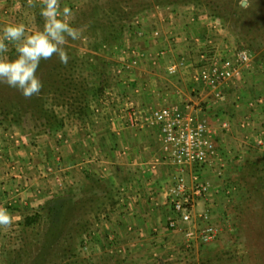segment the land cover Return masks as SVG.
Listing matches in <instances>:
<instances>
[{"label": "rangeland", "instance_id": "1", "mask_svg": "<svg viewBox=\"0 0 264 264\" xmlns=\"http://www.w3.org/2000/svg\"><path fill=\"white\" fill-rule=\"evenodd\" d=\"M125 1L130 0H60L61 9L68 6L73 10L72 22L74 26H83V36L77 41H70L66 46L70 64L62 65L55 56L54 62L42 67V71L38 70V75L44 83L39 95L25 98L16 89L0 84V142L14 140L15 145L22 151L34 149L44 151L45 155L53 152L58 155L62 140L61 131L69 127L74 130L95 129L98 131L97 137L98 133L100 136L107 131L106 136L98 138L97 142L102 150L108 152L112 147L110 142L114 139L109 140L107 135L108 126L113 125V121L108 118L109 114L114 115L115 112L128 115V112L134 109L143 121H147L151 110L163 106H155L151 102L154 99L155 86L171 85L172 79L176 78V74H170L168 71V66L176 61L173 52L163 53L170 50L171 44L168 42L170 29L163 18L180 6L182 9L184 6H199L194 17L201 21L199 27L191 26L194 35L209 26L213 34L223 35L229 40L228 45L232 52L230 56L235 60L245 55L249 60L256 61L259 66L264 63V22L250 30L249 34L241 29L240 23L235 22L231 15L232 7L229 8L230 4L234 5L235 2L248 7L238 22L252 24L254 18L258 20L264 16V10L261 11L264 5L257 6L259 3L264 4V0H221L228 4L229 9L225 11L215 8L211 2L171 5L165 1L131 0L135 6L122 19L119 16L123 13H118L120 10L112 13L111 9H107L108 4L115 5ZM42 7V0H0V29L8 24L19 23L24 24L28 32L42 29ZM114 29L118 36L113 35ZM179 29L180 26L177 30ZM254 30H257L256 34ZM184 31L181 29L179 35ZM253 38L257 40L256 43L252 42ZM258 41L261 42L260 45L257 44ZM10 47V54L14 56V46ZM262 53L263 56L260 57ZM43 64L44 60L40 65ZM250 65L252 66V62L246 64V69L252 73ZM243 69L241 67L240 71ZM240 78L243 79V74L236 75L229 82H238ZM258 79L264 85V78ZM261 89L264 92V88ZM189 92L192 93V90ZM144 93L147 97L142 98ZM206 94L216 97L213 93H208V89L203 92V96ZM194 95L196 94L192 96ZM143 99L148 103L138 101ZM236 113L246 116L248 108L240 105L239 111H234L233 115ZM114 121L118 122L114 123L115 128L124 126L121 121ZM139 124L143 126L144 122ZM81 133L86 135L85 131ZM235 133L236 140L232 142L237 146L233 143L229 169L222 171L221 175H216L222 184L220 183V193H215L210 207L209 219L220 229L219 237L208 243L196 240L195 246L184 248L181 264H264V140H254L253 136L249 137V132L243 133L239 130ZM247 140L249 142H246ZM88 148L89 146H86V149ZM41 158L40 155L34 158L39 166L46 164ZM115 170H106L102 191L98 189L94 175L91 176L95 181L93 183L85 178L82 168L74 170V187L70 190L77 198L87 195L86 197L89 196L92 200L97 193L98 199L92 201L89 209L81 210L77 219L68 226L69 230L71 227L81 229L84 224L82 228L87 229L81 236L83 240L77 245L72 244V251L67 252L70 254V260L59 251L60 247H57L53 251L55 256L48 257V264H79L74 259L76 257L84 258L87 264H141V261L144 264L155 263L154 260L153 262L143 259L142 251H138L137 256L130 255L124 248V232L109 234L113 226L108 225L107 221L110 219V212L117 209L116 197L127 178L125 170ZM56 177L57 175H54L53 178L56 180ZM67 194L66 188L58 189L49 199ZM43 204L45 200L39 203V206L27 207L29 209H25L21 214L19 227L1 231L3 236L0 235V264H8L9 252L15 247H25L26 242H31L33 249L29 251L30 254L27 250L21 251V264H27L29 255L37 253L34 246L42 240L48 225L47 217L44 215V221L27 227L25 216L42 211ZM58 245L60 246L59 243Z\"/></svg>", "mask_w": 264, "mask_h": 264}, {"label": "crops", "instance_id": "2", "mask_svg": "<svg viewBox=\"0 0 264 264\" xmlns=\"http://www.w3.org/2000/svg\"><path fill=\"white\" fill-rule=\"evenodd\" d=\"M198 8V5L184 6L183 9L180 6L175 12L172 11L163 18L164 23L166 22L165 24L169 26L167 28L170 29L168 42L171 43L170 50H165L163 53L173 52L176 61H181L182 64L179 66L176 78L172 79L171 85L155 86L154 99L150 101L155 106L156 104L167 107L176 106L204 117L216 144L221 153L223 152L220 160L214 166L207 167L205 171L204 178L209 182L210 189L207 197L198 202L196 207L197 214L207 211L210 218L211 203L215 193H220L222 184L221 179L216 175H221L222 171L229 169L228 163L233 153L232 149L234 144L237 146L232 142L236 140L235 131L249 132L251 133L248 134L249 137L253 136V139L259 142L264 140V92L261 89L264 85L258 79L264 78V67H262L264 63L259 66L256 61L249 60L248 56L241 55L245 60L239 67L244 69L242 71L239 69L238 73L243 74V79L240 78L238 82L228 81L220 90L221 96L209 97L208 94L203 96L207 88L193 79L194 68L192 67L193 62L199 57L201 48L214 46L224 56H230L232 52L229 49V40L223 35L213 34L209 26L198 31L197 35L192 33L191 26L199 27V21H201L194 17ZM178 26H180L179 30H177ZM181 29L185 31L179 35ZM205 40L210 43L202 47ZM262 56L261 54L260 57ZM249 62H252V66L250 65L252 73L246 69L248 68L246 64ZM190 90L192 93L189 92ZM208 93H210L209 89ZM193 94L196 95L192 96ZM145 97L147 95L144 93L142 98ZM138 101L147 102L144 99ZM129 102H131L130 99ZM240 105L248 108V115L237 113L233 115L234 111H239ZM229 110L231 112L227 113ZM133 112H135L134 109L128 114L131 115ZM129 115L126 113L119 115L115 112L114 115L109 114L108 118L113 121V125L108 126L107 135L109 140L114 139L110 142L112 147L108 152L102 150L97 142V139L105 135L107 131L100 136L98 133L97 137L98 131L95 129L74 130L69 127L61 131L62 140L58 155H56L57 152L45 155L44 151L34 149L25 152L15 145L14 140L1 141L0 207L8 209L13 222L8 226H0V235L6 228L19 227L21 214L25 209H29L27 207L39 206V203L53 197L58 189L66 188L69 191L73 188L75 169L82 168L88 181L94 183L95 179L100 191L104 190L106 170L111 172L116 171L115 169H123L127 173V178L123 181L122 190L119 189L121 192L116 197L117 209L115 212H110V219L107 221L108 225L113 226L109 234L114 232L116 235L117 232L120 234L124 232L126 238L124 248L132 256H137V252L142 251L141 254L144 255L145 260H154L158 264H181L180 259L183 257L181 253L184 254V248H189L185 245L186 235L184 230L171 229L167 224V218L171 214L169 190L177 169L164 158L158 128L150 124L151 113L147 116L149 118L147 121L141 119L144 122L143 126L139 123L133 124ZM114 120L121 121L124 126L115 128L114 123L118 122ZM81 131H85L86 135ZM86 146L89 148L86 149ZM38 155L46 162V166L37 164L34 158ZM86 174L89 176L87 177ZM54 175L60 176L64 181L58 183L53 178ZM185 175L189 182L190 173L187 171ZM195 222L199 227L205 224L204 219L198 215ZM181 225L183 228L191 226L187 223H181ZM197 241H194L191 247L195 246ZM141 262L144 264L143 261Z\"/></svg>", "mask_w": 264, "mask_h": 264}, {"label": "built area", "instance_id": "3", "mask_svg": "<svg viewBox=\"0 0 264 264\" xmlns=\"http://www.w3.org/2000/svg\"><path fill=\"white\" fill-rule=\"evenodd\" d=\"M208 43L210 42L205 40L202 47L208 46ZM201 49L199 57L193 62L197 67L192 64L193 79L201 82L215 96H221L222 87L239 75L238 69L244 61L243 57L235 60L231 56H224L214 46ZM180 64L181 61L171 63L168 66L169 73L175 75ZM129 116L133 124L142 123L138 111ZM150 124L158 128L165 160L177 169L169 190L171 214L167 218L168 227L184 230L187 247H191L196 240L202 243L216 240L220 229L209 221L207 211L199 214L196 211L198 202L207 197L210 189L209 182L204 178L205 171L207 167L214 166L222 154L206 119L176 106H163L151 110ZM187 171L190 173L189 182L185 175ZM56 180L59 183L63 181L59 176ZM197 215L205 221L201 227L196 225ZM181 223L191 226L183 228Z\"/></svg>", "mask_w": 264, "mask_h": 264}, {"label": "clouds", "instance_id": "4", "mask_svg": "<svg viewBox=\"0 0 264 264\" xmlns=\"http://www.w3.org/2000/svg\"><path fill=\"white\" fill-rule=\"evenodd\" d=\"M40 15L44 18L43 28L28 32L24 24H8L0 29V84L16 89L25 98L39 95L44 87L38 69L42 60L53 56L67 64L70 41L82 38L83 26H74L73 10L60 0H42ZM14 46L15 55H11ZM13 222L7 208L0 207V226Z\"/></svg>", "mask_w": 264, "mask_h": 264}, {"label": "trees", "instance_id": "5", "mask_svg": "<svg viewBox=\"0 0 264 264\" xmlns=\"http://www.w3.org/2000/svg\"><path fill=\"white\" fill-rule=\"evenodd\" d=\"M164 2L171 4V5H188L190 3H203V2H211L215 5V8H219V10H228L229 8L232 7V17L235 19V22H237L238 24L240 23V27L243 31H247V33L250 34V30L256 28V26H260L261 22H264V16L263 17H259L258 20L260 19V21H258L257 19H253L256 21H252V24H250L248 21V23L242 21H239V19H241L242 14L246 11V9L248 7H243L239 2H235V4H230L229 8L228 4H225L223 1L221 0H156V2ZM231 1V0H230ZM237 1V0H236ZM229 2V1H228ZM116 3V2H115ZM225 4V5H224ZM264 4H260L257 5L258 7H262ZM135 6L134 3H132V1H125V2H117L115 5L108 4V8L107 9H111V12L113 13L116 11H121L118 12L119 14H122V16H119L120 19H122V17L128 15L131 11V9ZM264 8L261 10L263 11ZM219 11V12H221ZM223 11V12H224ZM221 12V13H223ZM263 18V19H261ZM262 20V21H261ZM125 21V20H124ZM95 24L97 23V21H94ZM112 22V21H111ZM115 30V29H114ZM113 30V31H114ZM257 33V30H254V34ZM111 35V34H110ZM113 35L118 36L119 34L116 33V30L114 31ZM255 38H257L256 36H254ZM255 38L252 39V42L256 43L257 40H255ZM257 44H261L260 41L257 42ZM254 45V44H253ZM263 55V53H262ZM54 57L48 59V60H44V64L39 67V72L42 71V67H45L49 62L52 63L54 62ZM70 57V55H69ZM67 64H70L69 62H67ZM67 64H62V65H67ZM65 67V66H63ZM49 118V117H48ZM48 121H50V119H47ZM94 189V187H93ZM95 193V192H94ZM87 195L83 196L82 198L78 197L77 195H75L74 192H72L71 190L68 191V194L63 197H59V198H55V199H49L47 201H45V204H43L41 206L42 211L40 210L39 212H36L32 215H26L25 216V225L27 227L33 226L35 224H39L42 221L45 220V218L47 217V221H48V225L47 228L45 229V232L42 236V240L40 241V243H38L35 247V249L37 248L35 254L33 255H29L30 256V260L27 261V264H48V257H50L51 255L55 254L53 253V251H55L57 249V247H60L59 251H61V253L67 257L68 260H70V254H68L67 252L72 251L73 246L77 245L78 242H81L83 240V238L81 237L83 232L86 231V227L83 229L82 227L84 226V224L81 225V229H79V227L77 228H72L69 230L68 226L69 224L73 223V220H76L77 217L80 214V211L83 209H89L90 205L92 204V201L94 202L95 200L98 199V194L95 193V197H93V199L91 200V198ZM44 215H46V217H44ZM66 228L68 230H66ZM66 230V231H65ZM75 232V233H74ZM67 233V234H66ZM31 242H26V244L24 245L25 247H15L13 248V250H11L9 252V257H8V264H21V256L22 250H27V252L30 254V252L32 251V247H31ZM58 243L60 244V246L58 245ZM30 251V252H29ZM69 255V256H68ZM76 261L79 262V264H87L86 260L84 258L78 259L77 257L74 258ZM127 264H133V263H127Z\"/></svg>", "mask_w": 264, "mask_h": 264}]
</instances>
